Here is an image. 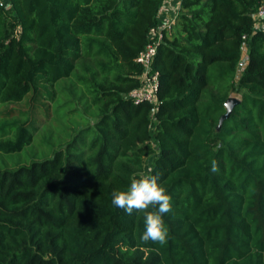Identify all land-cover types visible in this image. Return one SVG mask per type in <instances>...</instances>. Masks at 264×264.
Instances as JSON below:
<instances>
[{
  "label": "trees",
  "instance_id": "trees-1",
  "mask_svg": "<svg viewBox=\"0 0 264 264\" xmlns=\"http://www.w3.org/2000/svg\"><path fill=\"white\" fill-rule=\"evenodd\" d=\"M7 1L2 116L22 101L28 111L0 124V152L29 145L42 124L34 115L55 118L57 103L81 120L84 101L93 118L50 158L0 170V264H264L261 0H179L152 62L156 105L128 95L168 0ZM143 175L172 197L163 246L141 239L143 213L111 202Z\"/></svg>",
  "mask_w": 264,
  "mask_h": 264
},
{
  "label": "rangeland",
  "instance_id": "rangeland-1",
  "mask_svg": "<svg viewBox=\"0 0 264 264\" xmlns=\"http://www.w3.org/2000/svg\"><path fill=\"white\" fill-rule=\"evenodd\" d=\"M241 59L243 62L246 60V53L244 51ZM243 62L240 64V68L243 66ZM50 90L54 89L51 87ZM83 104L84 101L78 105L81 107V112L78 113L82 114V118H84L81 120L78 118L77 114L69 116L67 120L64 116L66 108L59 107L58 103L56 104L55 118L53 114H50L49 121H45L39 113L34 115L42 124L39 125L38 130L34 134L32 142L25 146L19 153L5 154L0 152V170L14 169L20 165H28L33 161H41L45 158H50L54 151L60 149L74 132L78 131L79 127L87 124L86 119L92 117L89 111L83 108ZM7 107L6 105H0V124L3 122L9 123L12 120L24 121L25 115L21 112L28 111V105L25 101L11 104L14 112L8 118L2 116ZM67 121L73 124V127H71L73 128L72 131Z\"/></svg>",
  "mask_w": 264,
  "mask_h": 264
},
{
  "label": "clouds",
  "instance_id": "clouds-1",
  "mask_svg": "<svg viewBox=\"0 0 264 264\" xmlns=\"http://www.w3.org/2000/svg\"><path fill=\"white\" fill-rule=\"evenodd\" d=\"M212 170L218 171L215 161ZM112 205L131 215L134 211L144 214L145 230L141 239L147 243L165 245L169 238V229L164 214L172 209V197L166 187L159 182L158 175H143L133 178L127 190L114 191ZM154 209V210H149Z\"/></svg>",
  "mask_w": 264,
  "mask_h": 264
},
{
  "label": "built area",
  "instance_id": "built-area-1",
  "mask_svg": "<svg viewBox=\"0 0 264 264\" xmlns=\"http://www.w3.org/2000/svg\"><path fill=\"white\" fill-rule=\"evenodd\" d=\"M7 0H0V7H8ZM179 7V6H178ZM177 14H174L169 21L168 26H161V22L158 21V25L149 30L147 34V42L145 47L137 57L135 58V63L142 67V73L138 77L140 81V87L133 90L129 95L135 105L141 103H149L152 105L157 104V92H158V72L152 71V62L156 54L157 47L163 39L162 31L164 29H169L173 24ZM254 29L264 30V0H261L257 10L253 15ZM243 39L245 36L242 37Z\"/></svg>",
  "mask_w": 264,
  "mask_h": 264
},
{
  "label": "crops",
  "instance_id": "crops-1",
  "mask_svg": "<svg viewBox=\"0 0 264 264\" xmlns=\"http://www.w3.org/2000/svg\"><path fill=\"white\" fill-rule=\"evenodd\" d=\"M179 6V0H168L164 3L158 17V21L161 22V26H168L170 18L177 14Z\"/></svg>",
  "mask_w": 264,
  "mask_h": 264
},
{
  "label": "water",
  "instance_id": "water-1",
  "mask_svg": "<svg viewBox=\"0 0 264 264\" xmlns=\"http://www.w3.org/2000/svg\"><path fill=\"white\" fill-rule=\"evenodd\" d=\"M239 102V100L235 97H230L227 99V101L225 102V107H226V113L223 117H221V121L228 117L229 114L231 113L233 107Z\"/></svg>",
  "mask_w": 264,
  "mask_h": 264
}]
</instances>
